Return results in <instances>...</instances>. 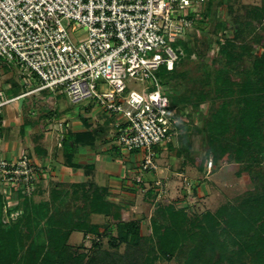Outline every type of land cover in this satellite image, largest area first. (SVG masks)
I'll list each match as a JSON object with an SVG mask.
<instances>
[{
  "label": "rangeland",
  "instance_id": "374dc122",
  "mask_svg": "<svg viewBox=\"0 0 264 264\" xmlns=\"http://www.w3.org/2000/svg\"><path fill=\"white\" fill-rule=\"evenodd\" d=\"M201 9L202 6L198 13ZM62 23L69 31L70 22L62 19ZM70 36L76 43L74 37L83 38L85 31H72ZM178 42L179 61L176 80L169 79L160 72L157 76L161 85L166 88L171 86L170 92L173 97L176 95L182 97L183 94L185 100L181 98V101L175 103L179 105L180 122L175 125L168 140L160 148L164 152H170L169 154L172 156H180L183 160H188L198 168V176H200L197 178L199 182L196 185L201 189L200 197L192 199L191 195L195 192L193 183L191 186L187 185L186 188H181V192L179 190V195L176 196L177 201L174 197H160L156 200V204L147 208L143 207V211H139L138 215L136 213L134 215L126 214L128 211L125 213L122 207V211L118 210L119 219L133 222L137 230L136 234H139L140 239L130 245L128 242L117 243L102 238L95 250L92 249L93 252H89L90 254L88 258L84 259V262L72 261V264H216L218 262L216 261L217 255L213 254L211 245L206 246L207 254L196 257L198 260L195 263L190 261L191 256H195L201 249L196 246L197 241L192 242L193 240H190L187 232L178 227L175 230L178 241H184L186 248L183 251L176 248L174 251L164 253L158 245H166L169 242L165 238L167 236H162L160 233L161 238H158L152 228V219L159 224L166 217L158 206L173 202L176 208L183 207L189 213L195 212L197 215H202L205 211L214 212L225 201L239 202L247 192L264 190V154L259 153L264 152V140L256 141L260 142V147L251 149V151L245 150L246 154H241L243 161H237L234 159V155L237 154L236 158L240 157L238 153L241 152L237 153L229 146L219 147L214 136V133L221 132L224 128V126L221 127L219 121L231 131L239 130L242 125V121L238 119V112L246 100H243L244 98L235 99L232 96L231 92L236 89V85L230 81L245 80L246 78L253 81L250 73L244 70L251 69L252 61L264 53V0H211L206 10L205 20L198 28L194 23ZM220 49H225L227 55L229 53V58H224L211 65V59L218 56ZM229 62L230 66H228ZM259 63L264 66V61ZM11 67L14 68L0 63V91H2L3 97L15 98L26 90H32L38 83L30 73L16 69L17 66L14 64ZM252 67L254 69V62ZM25 81L29 84L24 85ZM95 82L99 90L106 88V81L103 78H97ZM125 84L126 90L123 95L131 90L140 92L143 88L149 89L150 87L148 81H141L137 78L125 80ZM178 87L181 90H177ZM254 96L256 97L253 95L252 99L255 100ZM22 98L21 104L18 99L5 104L2 109L3 126L0 136V152L7 158H16L25 154L43 167L46 174L44 176L40 174L34 190L24 196L33 198L32 203L26 208L27 214L21 210L23 208L20 206L21 201L18 203L21 208L17 205L14 206L15 213L16 210L20 211L9 219L11 223L14 219V222L17 221V230L14 242L5 250L7 259L4 261L7 264H12L17 259L20 264L25 263V253L32 245L45 243L49 232L61 229L63 217L68 220L73 213L77 214V211L81 212L85 208L84 188L82 185L79 187L78 183L88 181L74 182L77 183L76 188L70 187L74 183H65V185L56 183L51 179V173L62 169V164L66 161L59 146L62 141L60 140L61 135H68L73 128H81L84 124L87 125L86 128L89 126L94 129L97 125L104 128L106 124L104 120L107 117L103 110L91 111L98 107L97 104H90L89 100L71 102L60 89L55 92L46 90L35 94L30 93ZM262 100L264 101V97ZM100 108L102 109L101 106ZM90 113H92L91 116L86 115ZM107 114L113 121L121 120L119 113L107 112ZM79 115L82 116L81 119L85 120V123L74 122ZM94 123L96 124L93 125ZM255 124L258 126L256 128L260 129V136L264 139V112ZM106 125V129L111 126ZM178 127L181 128L177 129ZM107 134L102 133L103 136ZM109 134L111 135V133ZM228 141L232 146L230 139ZM251 154L257 159L262 157L259 168L248 163L250 160H256L252 159ZM163 157L158 155L160 160ZM209 162H211L210 167ZM56 165H59V168H56ZM208 170L210 171L207 172ZM56 187L60 189L58 190ZM18 200H14V203H17ZM3 220H6V217H2L1 224L7 225L8 222L5 223ZM90 220L100 226V231L107 222V218L100 215H92ZM115 225H111L114 237L117 236L118 230L117 227H114ZM30 226L31 232L28 234L26 230ZM133 233L135 234V232ZM81 242L82 234L80 232H74L68 239V245L71 248L77 247ZM85 244L89 247L91 244L89 239ZM7 251H15L16 257ZM228 256L232 257L230 253ZM245 258L249 262L250 256ZM247 260L244 259L239 264H249L246 262ZM226 261L230 264L232 260L224 257L221 263L217 264H227Z\"/></svg>",
  "mask_w": 264,
  "mask_h": 264
},
{
  "label": "built area",
  "instance_id": "2783aa9c",
  "mask_svg": "<svg viewBox=\"0 0 264 264\" xmlns=\"http://www.w3.org/2000/svg\"><path fill=\"white\" fill-rule=\"evenodd\" d=\"M205 1L0 0V63L9 68L14 64L38 82L15 98L0 91V136L5 104L60 89L71 102L89 100L121 115L112 123L111 137L116 147L141 152L133 180L142 183L144 174L157 171L155 147L168 140L181 116L170 105L158 72L172 70L179 57L174 44L194 25ZM62 19L70 22L69 31ZM79 30L85 36L74 37L75 43L70 33ZM97 78L106 81V88L99 90ZM136 78L148 81L149 89L123 95L125 80ZM40 174H46L43 167L27 155L7 158L0 152L3 222L17 215L20 210L15 213L14 206L34 190ZM150 188L161 197L165 181L157 179Z\"/></svg>",
  "mask_w": 264,
  "mask_h": 264
},
{
  "label": "trees",
  "instance_id": "16d2710c",
  "mask_svg": "<svg viewBox=\"0 0 264 264\" xmlns=\"http://www.w3.org/2000/svg\"><path fill=\"white\" fill-rule=\"evenodd\" d=\"M205 3L202 5V9L196 18V28L205 20L206 10L211 0H206ZM179 42L177 41L174 45H178ZM219 52L220 53L215 59H211V65L224 58H229V53L227 55L225 49H220ZM178 61L179 57L174 63L171 71H166L162 68L159 72L169 79L174 78L176 80L178 75ZM261 61H264V53L262 56L252 61V66L254 62V69L251 66V69L248 68L244 70L250 73V76L253 77V81L249 80V78L234 82L230 81L236 85V89L231 92L232 96H234L235 99L244 98L243 100H246L245 104L240 107V112H238V119L242 121L240 129L231 131L224 123L219 121L221 127L223 128L224 126L223 131L214 133L215 141L218 142L219 147L226 148L229 146L233 151L237 153L241 152L238 153L240 157L236 158L237 154L234 155V159L237 161H243L241 154H246V152H244L245 150L251 151V149L253 150L254 148L260 147V142L256 141L260 139L264 140L263 137L260 136V129L256 128L258 126L255 124L264 112V101L262 100V97H264V66L259 63ZM230 62L228 66H230ZM167 90L169 92L170 105L178 108L179 105L175 103L181 101V98L185 100V96L182 94V97L179 95L173 97L170 92L171 86L170 88L168 87ZM177 90H181V88L178 87ZM43 91L46 90L40 92ZM253 95H256V97L254 96L255 100L252 99ZM83 122L85 123V120H83ZM106 126V124L104 128L96 126L93 131L74 132L63 136L61 145L66 165L71 164L74 157L75 144H93L97 136L107 130ZM87 128H89V126ZM179 128L181 127L177 129ZM218 137H220V140L217 139ZM228 139H230L232 146L229 145ZM259 153L264 154L263 151ZM251 155L252 159L256 160H250L248 163L259 168L261 166L260 159L262 157L257 159L256 156H253V154ZM76 184L77 183L71 184L70 187L76 188ZM81 185L84 188L83 192H85L86 196L84 199L85 208H83L81 212L77 211V214L73 213L72 217L70 216L68 220L63 217V222H61L63 228L61 227L59 231L55 230V232H49L45 243H38L37 245H32L29 249L27 248L28 250L24 256L25 263L23 264H72V261L81 263L82 261L84 262L85 258H88L89 252H93L92 249L95 250L102 238H107L111 242L116 241L117 243L128 242L130 245L135 244L140 239L139 234H136L137 230L133 222H125L119 219L120 215L118 210L122 211V207L105 199V189L89 181L82 182L81 184L78 183L79 187H81ZM56 189L59 190L60 188L56 187ZM32 199L31 197H24L21 199L20 206H23V208L18 206L24 214L26 213L27 206L32 203ZM158 207L161 212H164L163 215L166 217L164 221L159 224L152 219V228L154 229V234L156 233L158 238H161L160 233H162V236H167L165 238L169 242L166 243V245H158L164 253L171 252V250L174 251L176 248L182 249L181 251H183L186 248L184 241H178L179 239L175 232L178 227L187 232L188 236H190V240H193L192 242L197 241L196 246L200 247L202 250L195 256H191L192 259L190 261L194 263L198 260L196 257H201L208 253V251H206V246L211 245L210 247L213 249V254L217 255V263H221L222 258L225 257L226 259L232 260L231 263L229 262L230 264H239L242 260H247L245 258L246 256H250L249 262L248 260L246 261L249 264H264V190H259V192H247L245 196L240 198L239 202L225 201L219 205L214 212L205 211L202 215H197L195 212L189 213V211L183 207L176 208L173 202L162 204ZM92 215H100L107 218V222H105L102 231H100V226L97 223L91 222L90 217ZM167 216L169 217L167 218ZM2 217L3 209L0 201V264H7L4 261V259H7L5 250L14 242L17 221L14 222V219L12 223L8 221V223H6L7 225H2ZM170 220H172L171 223ZM112 224H116L114 227L118 229L116 237H114L112 233ZM26 231L29 234L31 232V226L29 228L27 227ZM76 231L82 234V242L77 245V247L71 248L70 245H68V239L69 236ZM133 232H135V234ZM86 238L87 240L89 239L91 243L89 247L85 244L87 241L85 240ZM210 240L212 241L210 242ZM170 246L171 248H169ZM34 249L36 250L34 251ZM7 252L16 257L15 251ZM229 253L234 259L228 256ZM235 259L241 261H233ZM226 263L228 264L227 261ZM12 264H20V262L17 259L13 261Z\"/></svg>",
  "mask_w": 264,
  "mask_h": 264
},
{
  "label": "crops",
  "instance_id": "0c3cea01",
  "mask_svg": "<svg viewBox=\"0 0 264 264\" xmlns=\"http://www.w3.org/2000/svg\"><path fill=\"white\" fill-rule=\"evenodd\" d=\"M90 104H92V102ZM94 110L99 112L103 109L98 105L97 108H93L91 111L93 112ZM104 112L107 116L104 121L111 126L103 133L107 134L108 132V134L103 136L102 133H100L93 144H75L74 157L71 164H62V169L60 168L52 171V173L50 172L52 174L51 179L54 180V182L64 185L65 183L82 181L92 182L96 186L106 190V200L120 205L124 208L125 213L128 211L126 214L129 215H134V213L138 215L139 211H143V207L147 208L150 205L156 204V200L160 197H156L155 189L150 187L157 179H163V181H165V191L161 195L162 198L174 197L175 201H177L176 196L179 195V190L181 188L183 189V187L186 188L187 185L191 186L193 183L195 192L191 195L192 199L200 197L199 192L201 189L196 185L199 182L197 178L200 176H198V168L189 163L188 160H183L180 156H172L169 154L170 152H164V150L160 148L162 145L155 147L156 162L158 165L157 171L144 174L142 183H136L133 179L138 173V167L142 157L141 152L123 150L114 145V140L109 134L112 133V123H114V121L108 116L106 111ZM86 115L91 116L92 113ZM81 118L82 116L79 115L78 119L74 122L83 124L84 122ZM88 122L90 123L91 121L89 120ZM95 124L96 123L93 125ZM82 130L93 131L94 129L86 128L84 124L81 128H73L69 133ZM65 135L62 134L61 137L63 138ZM59 146L63 156L64 153L61 142ZM158 155L164 157L160 160L158 159ZM56 166V168H59V165ZM143 187L145 191H142Z\"/></svg>",
  "mask_w": 264,
  "mask_h": 264
},
{
  "label": "water",
  "instance_id": "95a60500",
  "mask_svg": "<svg viewBox=\"0 0 264 264\" xmlns=\"http://www.w3.org/2000/svg\"><path fill=\"white\" fill-rule=\"evenodd\" d=\"M22 99H23L22 97L19 98V100H18L19 101V104L22 103Z\"/></svg>",
  "mask_w": 264,
  "mask_h": 264
},
{
  "label": "bare ground",
  "instance_id": "6f19581e",
  "mask_svg": "<svg viewBox=\"0 0 264 264\" xmlns=\"http://www.w3.org/2000/svg\"><path fill=\"white\" fill-rule=\"evenodd\" d=\"M210 170H208L207 172H209Z\"/></svg>",
  "mask_w": 264,
  "mask_h": 264
}]
</instances>
